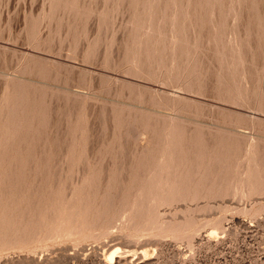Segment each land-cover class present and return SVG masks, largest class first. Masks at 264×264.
<instances>
[{
    "label": "rangeland",
    "instance_id": "rangeland-1",
    "mask_svg": "<svg viewBox=\"0 0 264 264\" xmlns=\"http://www.w3.org/2000/svg\"><path fill=\"white\" fill-rule=\"evenodd\" d=\"M0 264H264V0H0Z\"/></svg>",
    "mask_w": 264,
    "mask_h": 264
},
{
    "label": "bare ground",
    "instance_id": "bare-ground-1",
    "mask_svg": "<svg viewBox=\"0 0 264 264\" xmlns=\"http://www.w3.org/2000/svg\"><path fill=\"white\" fill-rule=\"evenodd\" d=\"M56 4H57V3H56ZM10 112H11V111H10ZM8 127H9V126H8ZM6 136H7V135H6ZM220 144H221V143H220ZM8 154H9V153H8ZM246 195H247V194H246ZM150 202H151V201H150ZM142 209H143V208H142ZM138 216H139V215H138ZM87 220H88V219H87ZM58 221H59V220H58ZM217 223H218V221H217ZM93 226H94V225H93ZM93 226H92V227H93ZM214 230H215V229H214ZM16 241H17V240H16ZM116 253H117V252L114 251V250H113V252L110 253V260H112V261L115 260V262H117V258L115 259V257H117V254H116Z\"/></svg>",
    "mask_w": 264,
    "mask_h": 264
}]
</instances>
